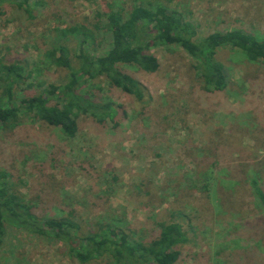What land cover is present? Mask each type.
Listing matches in <instances>:
<instances>
[{"label": "rangeland", "instance_id": "374dc122", "mask_svg": "<svg viewBox=\"0 0 264 264\" xmlns=\"http://www.w3.org/2000/svg\"><path fill=\"white\" fill-rule=\"evenodd\" d=\"M179 13L202 41L215 32L241 30L264 37V0H31L33 18L8 2L0 6V64L20 63L30 77L16 89L29 98L40 86H62L68 71L46 53L59 43L58 29L85 25L97 31L88 55L108 50L103 32L110 12L124 18L140 3ZM62 41L73 67L78 40ZM155 73L135 65L120 69L138 80L145 98L103 78L82 83L76 94L90 104L115 108L102 125L89 113L75 117L77 132L64 136L30 116L0 129V172L41 219L69 217L81 231L107 223L132 239H157L161 223H179L188 242L176 264H264V216L250 178L264 189V64L236 50H219L227 88L204 90L198 62L177 46L155 47ZM57 101H52L56 105ZM0 264H81L53 237L6 221ZM88 264H111L107 256Z\"/></svg>", "mask_w": 264, "mask_h": 264}, {"label": "trees", "instance_id": "16d2710c", "mask_svg": "<svg viewBox=\"0 0 264 264\" xmlns=\"http://www.w3.org/2000/svg\"><path fill=\"white\" fill-rule=\"evenodd\" d=\"M31 0H0L8 2L28 18H33ZM103 32L112 35L108 50L91 57L88 49L96 42L99 25L88 28L75 25L58 29L57 38L69 36L78 40L77 59L79 66L73 67L68 47L57 43L46 53L51 63L68 71V81L62 86L48 84L40 86V92L24 98L16 93L30 77L26 66L20 63L0 64V129H14L25 116L32 115L44 123L56 127L73 138L77 132L75 117L80 112L89 113L99 124L114 122L116 110L102 108L80 98L76 91L82 83L103 78L110 85L131 95L138 102L145 98L143 85L120 69L121 65H135L146 73H155L160 68L157 57L152 53L155 47L177 46L198 62V72L207 92H222L228 84L224 68L216 60L219 50L239 51L250 62L264 64V37H258L241 30L215 32L202 41L197 40V29L182 16L166 7L145 2L135 5L127 18L118 12L107 15ZM52 101H57L52 105ZM87 102V103H86ZM9 175L0 172V246L6 234V221L33 234L53 237L68 248V255L81 264H88L107 256L111 264H176L180 253L176 249L188 242L182 226L176 222L161 223L157 239L149 242L132 239L116 226L97 223L95 228L81 231V226L69 217L41 219L32 213V207L22 196L8 188ZM257 209L264 216V189L257 177L249 180Z\"/></svg>", "mask_w": 264, "mask_h": 264}]
</instances>
